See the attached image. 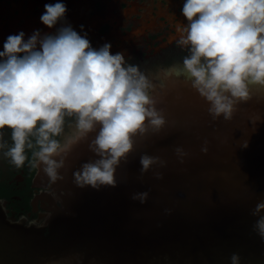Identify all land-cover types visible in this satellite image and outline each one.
<instances>
[{"label": "clouds", "instance_id": "clouds-1", "mask_svg": "<svg viewBox=\"0 0 264 264\" xmlns=\"http://www.w3.org/2000/svg\"><path fill=\"white\" fill-rule=\"evenodd\" d=\"M44 7L40 19L56 31L10 34L0 51V154L17 168L26 162L42 167L56 182L64 178L61 170L73 148L89 141L97 158L73 173L74 182L115 187L137 138L168 124L150 92L155 86L124 52L113 53L110 42L93 47L87 32L67 22L63 0ZM181 11L187 23L176 25L174 39L188 55L163 72L190 82L213 119L229 120L236 105L250 98L252 86L264 88V0H184ZM4 129L11 130L10 144ZM201 151L207 153V146ZM175 152L181 162L188 155L180 146ZM140 164L142 180L166 161L145 152ZM149 196L135 192L132 199L146 203ZM252 214L258 217L253 231L264 239V199ZM230 264H242L239 253H232Z\"/></svg>", "mask_w": 264, "mask_h": 264}, {"label": "water", "instance_id": "water-1", "mask_svg": "<svg viewBox=\"0 0 264 264\" xmlns=\"http://www.w3.org/2000/svg\"><path fill=\"white\" fill-rule=\"evenodd\" d=\"M153 97L168 124L137 138L135 152L118 169L117 186L82 188L74 182L73 173L97 158L89 141L73 148L62 180L51 182L39 167V180L67 194L51 237L41 233L40 264L70 252L102 264H230L232 253L242 264H264V239L253 231L258 217L252 214L264 199V88L252 86L229 120L213 119L183 76L164 74ZM205 145L207 153L201 151ZM178 146L188 153L183 162ZM145 152L166 164L141 180ZM142 191L150 192L146 203L132 199ZM17 235L0 231V264L21 258L13 255Z\"/></svg>", "mask_w": 264, "mask_h": 264}, {"label": "flooded vegetation", "instance_id": "flooded-vegetation-1", "mask_svg": "<svg viewBox=\"0 0 264 264\" xmlns=\"http://www.w3.org/2000/svg\"><path fill=\"white\" fill-rule=\"evenodd\" d=\"M55 2L56 0H0V51L3 50L4 42L10 34L23 31L26 36H30L35 30L54 33L56 29L48 28L40 17L46 10L45 4ZM63 2L68 9L67 22L82 35L87 32L93 47L99 48L104 43L110 42L113 53L124 52L129 63L139 65L155 86L150 90L152 95L164 76L163 69L181 64L183 57L188 55L186 48L168 42L169 38L162 40L163 43L168 42V44L156 49L155 41L160 35L155 32H150L140 45L142 50L146 47L153 50L151 53L145 50V55H142L139 48L131 47L129 44L128 35L133 28L116 27L120 21L117 20L116 14L111 13L112 18L102 12L87 16L77 6L78 0H63ZM126 6L128 5L124 4L123 8ZM81 25L84 26L83 31ZM156 73L157 76H154ZM3 139L11 143L10 129L3 130ZM29 159H31V151H29ZM38 176L39 167H33L26 162L23 167L17 168L0 154V231L9 229L18 233L16 236L19 239L18 252L13 255L21 257L19 261L18 258L13 257L11 262L5 264H40L38 243L41 233L43 237L50 238L56 215L60 209L66 208L63 202L66 192L55 191L51 187V182L39 180ZM51 261L53 264L57 262L58 264H102V261L96 258L85 262V255L82 252L56 255Z\"/></svg>", "mask_w": 264, "mask_h": 264}, {"label": "rangeland", "instance_id": "rangeland-1", "mask_svg": "<svg viewBox=\"0 0 264 264\" xmlns=\"http://www.w3.org/2000/svg\"><path fill=\"white\" fill-rule=\"evenodd\" d=\"M183 2L184 0H78L77 6L87 16L102 12L112 18L110 14H116L117 20H120L116 27H132L133 31L128 35L129 44L131 47L139 48L141 54L145 55V50L151 53L153 49L149 50L146 47L142 50L140 45L150 32L160 35L155 41L156 49L162 48L168 42L176 43L174 39L178 37L176 25L187 23L181 11ZM124 4L128 6L123 8ZM165 38H169V41L163 43L162 40ZM154 76H157V73Z\"/></svg>", "mask_w": 264, "mask_h": 264}]
</instances>
